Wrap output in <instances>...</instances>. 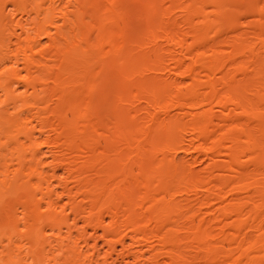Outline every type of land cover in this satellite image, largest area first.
<instances>
[{"label": "bare ground", "instance_id": "obj_1", "mask_svg": "<svg viewBox=\"0 0 264 264\" xmlns=\"http://www.w3.org/2000/svg\"><path fill=\"white\" fill-rule=\"evenodd\" d=\"M121 259L264 264V0H0V264Z\"/></svg>", "mask_w": 264, "mask_h": 264}, {"label": "rangeland", "instance_id": "obj_2", "mask_svg": "<svg viewBox=\"0 0 264 264\" xmlns=\"http://www.w3.org/2000/svg\"><path fill=\"white\" fill-rule=\"evenodd\" d=\"M252 18V16H250L249 18H248V20H250ZM242 30H245V31H253V26L252 25H249V24H245V25H243L242 26ZM99 247H103V244H102V241H99ZM119 248H121V246H119ZM122 259H121V264H124V261H123V263H122Z\"/></svg>", "mask_w": 264, "mask_h": 264}]
</instances>
